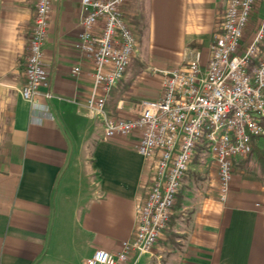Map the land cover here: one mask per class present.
Wrapping results in <instances>:
<instances>
[{"label":"crops","instance_id":"crops-1","mask_svg":"<svg viewBox=\"0 0 264 264\" xmlns=\"http://www.w3.org/2000/svg\"><path fill=\"white\" fill-rule=\"evenodd\" d=\"M80 1H52L48 86L41 90L53 97L43 112L21 96L36 0H0V264H84L96 249L117 253L152 183L154 166L136 152L138 136L104 139L101 117L85 107L92 68L73 47L83 30ZM227 1L129 0L122 12L137 11L142 35L152 33L169 51L161 58L176 66L195 51L205 62ZM263 16L264 0H257L244 45ZM138 54L136 65H151L141 43ZM135 72L128 67L111 91L107 114L131 117L133 101L159 95L150 77ZM135 264H264V177L256 157L238 159L221 202L213 160L196 153L167 226Z\"/></svg>","mask_w":264,"mask_h":264},{"label":"built area","instance_id":"built-area-1","mask_svg":"<svg viewBox=\"0 0 264 264\" xmlns=\"http://www.w3.org/2000/svg\"><path fill=\"white\" fill-rule=\"evenodd\" d=\"M53 0H36L24 64L22 98L32 110L46 111L53 97L44 63L49 14ZM129 0H81L82 32L74 44L91 65V87L85 107L102 119L104 139L138 136L136 152L154 166L151 186L137 207L130 239L112 254L96 249L84 264H135L151 251L169 222L182 179L196 153L213 160L218 199L226 202L239 158L264 138V16L244 45L245 30L257 0H228L212 35L209 55L200 53L170 69L154 68L161 93L131 108V117L106 112V101L123 78L138 42L122 8ZM80 66L72 68L73 74ZM41 100L44 101L41 103Z\"/></svg>","mask_w":264,"mask_h":264},{"label":"rangeland","instance_id":"rangeland-1","mask_svg":"<svg viewBox=\"0 0 264 264\" xmlns=\"http://www.w3.org/2000/svg\"><path fill=\"white\" fill-rule=\"evenodd\" d=\"M123 12L138 42L137 52L134 53L128 67L129 68L132 67L134 70H136L135 72L136 74H140L142 72L147 77H150V79H152L155 82L156 88L159 90V95H160L161 77L158 74L153 73V69L154 68L170 69L179 65L171 66V64L167 62L169 60H164L163 58H161L167 56V54H165L164 52H167L168 50L164 47V44L158 41V39H155V41L153 40L152 33L148 34V32L145 31L142 35V31H143L142 27L144 26H141L140 16L137 11H135L134 13L133 11L127 12V9L125 8ZM141 35H142V40H141ZM140 43H141V51L143 52L146 59L144 62H146L148 59L151 65L146 63L143 65H136L138 63V60H140V55L138 54L140 52ZM159 95L157 97H159ZM138 103H139L138 101L135 102L133 101L131 103V108L136 107L137 106L136 104Z\"/></svg>","mask_w":264,"mask_h":264},{"label":"trees","instance_id":"trees-1","mask_svg":"<svg viewBox=\"0 0 264 264\" xmlns=\"http://www.w3.org/2000/svg\"><path fill=\"white\" fill-rule=\"evenodd\" d=\"M259 139L255 140L252 144V148L248 156L254 155L258 161L263 177H264V143H259ZM261 144V146H260Z\"/></svg>","mask_w":264,"mask_h":264}]
</instances>
